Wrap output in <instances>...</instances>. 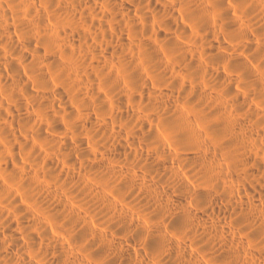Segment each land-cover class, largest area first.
Wrapping results in <instances>:
<instances>
[{
  "label": "clouds",
  "instance_id": "1",
  "mask_svg": "<svg viewBox=\"0 0 264 264\" xmlns=\"http://www.w3.org/2000/svg\"><path fill=\"white\" fill-rule=\"evenodd\" d=\"M0 264H264V0H0Z\"/></svg>",
  "mask_w": 264,
  "mask_h": 264
}]
</instances>
